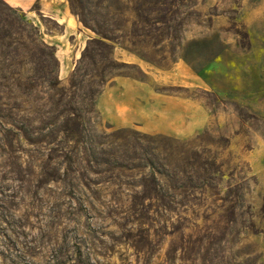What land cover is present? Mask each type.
Listing matches in <instances>:
<instances>
[{"label": "rangeland", "instance_id": "374dc122", "mask_svg": "<svg viewBox=\"0 0 264 264\" xmlns=\"http://www.w3.org/2000/svg\"><path fill=\"white\" fill-rule=\"evenodd\" d=\"M4 1L0 264H264V0Z\"/></svg>", "mask_w": 264, "mask_h": 264}, {"label": "trees", "instance_id": "16d2710c", "mask_svg": "<svg viewBox=\"0 0 264 264\" xmlns=\"http://www.w3.org/2000/svg\"><path fill=\"white\" fill-rule=\"evenodd\" d=\"M152 2H156V0H151ZM8 7L4 0H0V7ZM8 9H11L8 7ZM2 12V11H1ZM3 13V12H2ZM107 29H101V31L98 33L99 41H110V39L106 36ZM13 66L12 64H9V67ZM9 69V68H8ZM14 75L20 77V74L17 72H11ZM72 116H75L74 113H72ZM73 120V119H72ZM77 124V120H73ZM77 126V125H76ZM124 131V130H123ZM63 134H66L67 137H75L77 138L80 136L79 132V125L75 130L64 128L61 130ZM117 139L123 140L125 143L123 145V150L129 151L132 153V159L143 161L145 163V167H148L151 170L150 176L148 178L143 179V183H141V187L143 188V195L145 199H150L153 196L160 199L163 193L166 191L165 189L168 186V184H175L179 182V173L175 174L172 170V165L168 163V160L162 158L160 155L162 154L161 151L158 149V147L153 143L151 139H147L146 136L140 135L138 138L134 139L133 143H130L127 136L118 137ZM28 141V139H26ZM29 142V141H28ZM83 149L86 150V147H83ZM73 151L70 150L69 153ZM61 155V158H66L67 161L71 163V159L67 157V155ZM111 158L115 156V153L110 152ZM124 157H128V154H125ZM108 163V160L105 161ZM161 162H167L162 164ZM189 164L188 162H186ZM139 165L138 167H140ZM122 168H124L122 166ZM127 168V167H125ZM168 168L170 170H168ZM181 174L185 175V179L190 180L191 177H188L187 171H180ZM187 173V174H186ZM159 176V177H158ZM158 177V178H157ZM62 178L55 177L52 179L55 182L60 181ZM80 187H85V184L83 182H80ZM171 188V187H169ZM138 220V219H136Z\"/></svg>", "mask_w": 264, "mask_h": 264}, {"label": "crops", "instance_id": "0c3cea01", "mask_svg": "<svg viewBox=\"0 0 264 264\" xmlns=\"http://www.w3.org/2000/svg\"><path fill=\"white\" fill-rule=\"evenodd\" d=\"M6 1L9 4H12L13 6L20 7V8H25V6H28L34 0H6ZM41 3L44 4V0H41ZM65 12H66V10H65ZM65 12L63 14L57 12L58 15H56V19H58L59 22H63L64 23L66 31L68 33H74L77 30L78 25L75 22V20L70 18L68 16V13H65Z\"/></svg>", "mask_w": 264, "mask_h": 264}]
</instances>
